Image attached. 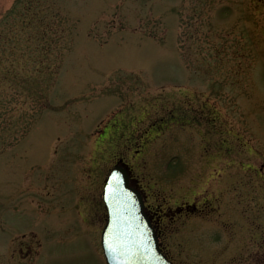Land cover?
Returning <instances> with one entry per match:
<instances>
[{
	"label": "rangeland",
	"instance_id": "obj_1",
	"mask_svg": "<svg viewBox=\"0 0 264 264\" xmlns=\"http://www.w3.org/2000/svg\"><path fill=\"white\" fill-rule=\"evenodd\" d=\"M117 158L173 264L254 261L264 0H0V264H103Z\"/></svg>",
	"mask_w": 264,
	"mask_h": 264
},
{
	"label": "water",
	"instance_id": "obj_2",
	"mask_svg": "<svg viewBox=\"0 0 264 264\" xmlns=\"http://www.w3.org/2000/svg\"><path fill=\"white\" fill-rule=\"evenodd\" d=\"M102 200L107 213L101 234L106 264H172L159 250L141 195L128 184L124 168L110 171Z\"/></svg>",
	"mask_w": 264,
	"mask_h": 264
},
{
	"label": "flooded vegetation",
	"instance_id": "obj_3",
	"mask_svg": "<svg viewBox=\"0 0 264 264\" xmlns=\"http://www.w3.org/2000/svg\"><path fill=\"white\" fill-rule=\"evenodd\" d=\"M202 113V112H201ZM201 113H199V111H197V114H193L194 115V118L192 117L191 119H193V120H195V121H197V122H199L200 121V118H202V116L200 115ZM183 118V117H182ZM215 121V119L213 118V119H208V123L210 122L211 123V125H212V122H214ZM129 135H130V133H129ZM127 138H130V136L128 137L127 136ZM128 144H129V142H128ZM127 146V145H126ZM126 148H128V147H126ZM119 160H121L120 158H117V159H115L114 160V163H117ZM126 170H127V172H128V174H129V181H130V185L131 186H133V187H135L139 192H140V194H141V197H142V199H143V202H144V211H145V214L147 215V217H148V219H149V221L151 222V225H152V227H153V229H154V231H155V234H156V236H157V238H158V242H159V224L157 223H155L154 221H153V217H152V215H151V211H150V209H149V205L148 204H146V202H147V199H146V197H145V195H144V193L142 192V190L140 189V188H138V183H137V181H136V179L135 178H133L132 177V175H131V173H130V169L128 168V166L125 164V167H124ZM97 205H96V207L97 208H101V210H102V212L104 211L103 209H104V205H103V202H102V199H101V193H100V197H99V200L98 201H96L95 202ZM74 206H77V203L75 202V204H74ZM193 208L194 210H196V211H200V210H198L196 207H195V205L193 204V203H190V204H187V205H185V206H182V207H180V208H182L183 210H184V208H186V211L188 210V211H191V210H189L190 208ZM188 208V209H187ZM74 210H75V212H76V220H75V223L78 225V226H83V225H81V223L83 224L84 223V221H83V219L81 218V216H80V213L75 209V207H74ZM181 212H182V210H181ZM105 214V213H104ZM103 215V214H102ZM78 218V219H77ZM105 220V219H104ZM103 225H104V222H102V226H101V228H100V231H99V234H100V232H101V230H102V227H103ZM28 229H24V230H21V231H19L17 234L18 235H20V239L17 241L18 243H17V245H16V249H17V253H19V254H21V256H20V258H22V260H23V256L25 255V258H27V257H30L31 255H33V253H34V249L36 248V249H39L40 248V244H39V242H38V240H36V238H35V236H34V234H36L35 233V228L34 227H32V228H30L29 229V231H27ZM26 231H27V233H26ZM30 234L31 236H29L30 237V240L29 241H24L23 239H24V236H26V234ZM31 237H32V239H31ZM98 237H99V235H98ZM21 240V241H20ZM44 247V245L42 246V248ZM98 247V246H97ZM159 247H160V249H161V251L164 253V254H166L165 252H164V250L161 248V243L159 242ZM264 246L262 245V244H259L258 245V248H257V251L255 252V254H254V257H252L251 259H253L254 261H252V262H248V260H246L248 257H246V261H243V262H238V264H264V261H263V257H264ZM167 255V254H166ZM97 256H98V258H99V254H97ZM37 260H38V257H37V259H36V261L35 262H37ZM35 262H33L32 264H35Z\"/></svg>",
	"mask_w": 264,
	"mask_h": 264
}]
</instances>
